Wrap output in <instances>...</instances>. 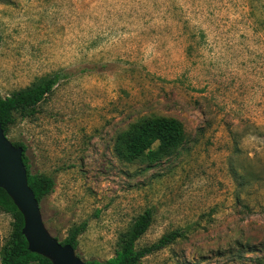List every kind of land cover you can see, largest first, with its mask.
Masks as SVG:
<instances>
[{"label": "rangeland", "instance_id": "rangeland-1", "mask_svg": "<svg viewBox=\"0 0 264 264\" xmlns=\"http://www.w3.org/2000/svg\"><path fill=\"white\" fill-rule=\"evenodd\" d=\"M0 35L2 96L61 74L7 134L56 181L53 236L86 223L76 252L105 261L153 209L138 247L184 237L141 264H264V0H0ZM161 118L181 145L129 158L124 140ZM11 225L0 211V250Z\"/></svg>", "mask_w": 264, "mask_h": 264}, {"label": "trees", "instance_id": "trees-1", "mask_svg": "<svg viewBox=\"0 0 264 264\" xmlns=\"http://www.w3.org/2000/svg\"><path fill=\"white\" fill-rule=\"evenodd\" d=\"M2 37L0 35V44ZM61 74H55L38 81L28 87L13 92L4 97L0 94V122L7 136L18 118H34L39 112L40 104L54 90ZM183 132L181 125L170 119H154L145 121L124 140L125 153L129 158L147 156L149 158L165 154L181 145ZM17 147H22L23 161L27 168L28 182L36 199L41 203L43 198L50 195L56 185L53 177L31 171L29 158L26 155L27 147L22 142H13ZM0 211L12 217L11 233L0 250L1 264H52V262L37 253L29 250L28 242L22 233L24 218L7 192L0 188ZM154 221V210L147 209L134 220L133 224L120 236L119 249L114 257L105 261H91L89 264H141L147 256L161 251L178 239L184 237L182 230H174L162 235L156 242L138 247L137 242L149 230ZM87 224L73 228L69 235L60 241L61 244H69L77 249L79 235L86 230ZM57 238V237H56Z\"/></svg>", "mask_w": 264, "mask_h": 264}, {"label": "water", "instance_id": "water-1", "mask_svg": "<svg viewBox=\"0 0 264 264\" xmlns=\"http://www.w3.org/2000/svg\"><path fill=\"white\" fill-rule=\"evenodd\" d=\"M23 148L6 136L0 122V188L4 189L24 218L22 230L29 250L48 258L52 264H89L76 249L63 245L47 229L34 191L29 185Z\"/></svg>", "mask_w": 264, "mask_h": 264}]
</instances>
